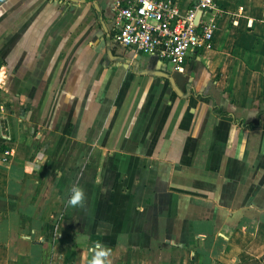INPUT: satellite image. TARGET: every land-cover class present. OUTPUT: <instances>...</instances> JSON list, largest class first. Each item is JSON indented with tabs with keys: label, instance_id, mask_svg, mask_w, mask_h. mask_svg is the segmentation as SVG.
Masks as SVG:
<instances>
[{
	"label": "crops",
	"instance_id": "crops-1",
	"mask_svg": "<svg viewBox=\"0 0 264 264\" xmlns=\"http://www.w3.org/2000/svg\"><path fill=\"white\" fill-rule=\"evenodd\" d=\"M217 4L181 74L114 0H0V264H264V0Z\"/></svg>",
	"mask_w": 264,
	"mask_h": 264
},
{
	"label": "built area",
	"instance_id": "built-area-1",
	"mask_svg": "<svg viewBox=\"0 0 264 264\" xmlns=\"http://www.w3.org/2000/svg\"><path fill=\"white\" fill-rule=\"evenodd\" d=\"M217 2L199 0L184 12L176 0H114L116 42L135 56H156L182 74L191 55L213 48L221 17ZM11 156L5 152L6 163Z\"/></svg>",
	"mask_w": 264,
	"mask_h": 264
},
{
	"label": "clouds",
	"instance_id": "clouds-1",
	"mask_svg": "<svg viewBox=\"0 0 264 264\" xmlns=\"http://www.w3.org/2000/svg\"><path fill=\"white\" fill-rule=\"evenodd\" d=\"M85 200L84 190L79 186H73L70 189V196L67 203L71 206L82 204ZM89 251L93 254L90 264H104V258L108 253L104 250L100 243H96Z\"/></svg>",
	"mask_w": 264,
	"mask_h": 264
},
{
	"label": "trees",
	"instance_id": "trees-1",
	"mask_svg": "<svg viewBox=\"0 0 264 264\" xmlns=\"http://www.w3.org/2000/svg\"><path fill=\"white\" fill-rule=\"evenodd\" d=\"M215 112H216V114L220 115V113H219L217 107H215ZM249 127H252V126H249Z\"/></svg>",
	"mask_w": 264,
	"mask_h": 264
},
{
	"label": "water",
	"instance_id": "water-1",
	"mask_svg": "<svg viewBox=\"0 0 264 264\" xmlns=\"http://www.w3.org/2000/svg\"><path fill=\"white\" fill-rule=\"evenodd\" d=\"M200 16H201V14H199V15H198L197 22H198V20H199ZM165 76L167 77L168 75H165Z\"/></svg>",
	"mask_w": 264,
	"mask_h": 264
}]
</instances>
